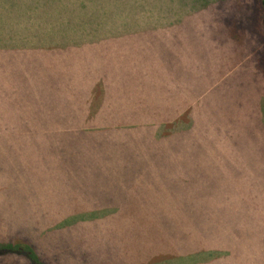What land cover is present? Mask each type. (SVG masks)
Here are the masks:
<instances>
[{
	"label": "rangeland",
	"instance_id": "374dc122",
	"mask_svg": "<svg viewBox=\"0 0 264 264\" xmlns=\"http://www.w3.org/2000/svg\"><path fill=\"white\" fill-rule=\"evenodd\" d=\"M17 239L46 264H264L258 0H0V242Z\"/></svg>",
	"mask_w": 264,
	"mask_h": 264
},
{
	"label": "trees",
	"instance_id": "16d2710c",
	"mask_svg": "<svg viewBox=\"0 0 264 264\" xmlns=\"http://www.w3.org/2000/svg\"><path fill=\"white\" fill-rule=\"evenodd\" d=\"M258 2L260 6V23L264 30V0H258ZM203 4L205 5V2L201 3L200 6ZM221 240H224V238H221ZM184 245L181 246L179 245L180 247L177 248L176 251L179 254L187 256V253H190V249H188V247H184ZM219 247L221 248V246ZM220 248L207 249L204 246H200V247L198 246V248H196L195 251H192L190 255H194V256L198 255L199 261L206 262L209 260H215V259H219L220 250H224ZM0 254L14 256L20 260V263L23 261L24 264H46L45 262L46 256H44V254H41L36 249L35 244L31 243L30 241H26L22 239H17L8 242H0Z\"/></svg>",
	"mask_w": 264,
	"mask_h": 264
},
{
	"label": "crops",
	"instance_id": "0c3cea01",
	"mask_svg": "<svg viewBox=\"0 0 264 264\" xmlns=\"http://www.w3.org/2000/svg\"><path fill=\"white\" fill-rule=\"evenodd\" d=\"M73 127H75V125L69 126L68 129L73 128ZM38 131H40V130H38ZM46 131L47 132H52L50 129H47ZM41 132H45V131H41Z\"/></svg>",
	"mask_w": 264,
	"mask_h": 264
}]
</instances>
